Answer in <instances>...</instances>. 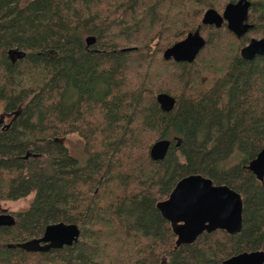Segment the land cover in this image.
<instances>
[{
	"label": "trees",
	"instance_id": "16d2710c",
	"mask_svg": "<svg viewBox=\"0 0 264 264\" xmlns=\"http://www.w3.org/2000/svg\"><path fill=\"white\" fill-rule=\"evenodd\" d=\"M237 1L0 0V202L32 198L0 227V264H224L264 251V177L251 170L264 149V56L240 57L264 37V0H247L240 39L201 23ZM197 29L205 45L192 63L164 60ZM73 134L84 161L63 142ZM161 140L171 147L154 161ZM190 175L241 194V234L175 249L157 204ZM58 223L77 225L79 241L15 247Z\"/></svg>",
	"mask_w": 264,
	"mask_h": 264
},
{
	"label": "water",
	"instance_id": "95a60500",
	"mask_svg": "<svg viewBox=\"0 0 264 264\" xmlns=\"http://www.w3.org/2000/svg\"><path fill=\"white\" fill-rule=\"evenodd\" d=\"M249 8L247 0L228 3L221 14L213 9L206 10L201 23L215 28L225 23L227 30L240 39L252 28L248 23ZM85 43L93 45L95 38L87 37ZM204 45L205 41L197 29L166 49L162 56L166 61L192 63ZM256 56H264V37L250 39L240 50L243 60L249 61ZM170 147V140L158 141L152 146L150 157L154 161H162ZM251 170L258 178L264 177V149L251 163ZM157 209L170 223L177 238L175 249L193 245L204 234L224 231L233 236L243 231L244 201L241 194L227 185H215L212 179L202 175H190L180 180L170 196L157 204ZM15 223L13 216L0 215V227H11ZM80 234L77 225L58 223L47 226L41 238L15 247L30 253H45L73 246L79 241ZM224 264H264V251L242 253Z\"/></svg>",
	"mask_w": 264,
	"mask_h": 264
},
{
	"label": "rangeland",
	"instance_id": "374dc122",
	"mask_svg": "<svg viewBox=\"0 0 264 264\" xmlns=\"http://www.w3.org/2000/svg\"><path fill=\"white\" fill-rule=\"evenodd\" d=\"M3 115H4V104H0V118ZM5 121L8 122V118ZM63 142L73 157L77 158L80 161H84L85 159L84 141L80 136L76 134L68 135L64 138ZM31 199H32L31 197H27L16 202L1 201L0 215H11L15 218L17 214L26 211L30 207Z\"/></svg>",
	"mask_w": 264,
	"mask_h": 264
},
{
	"label": "flooded vegetation",
	"instance_id": "af4514ba",
	"mask_svg": "<svg viewBox=\"0 0 264 264\" xmlns=\"http://www.w3.org/2000/svg\"><path fill=\"white\" fill-rule=\"evenodd\" d=\"M41 238V237H40Z\"/></svg>",
	"mask_w": 264,
	"mask_h": 264
}]
</instances>
